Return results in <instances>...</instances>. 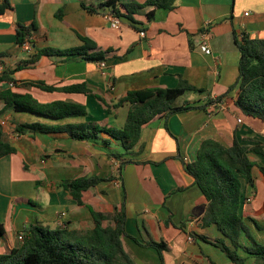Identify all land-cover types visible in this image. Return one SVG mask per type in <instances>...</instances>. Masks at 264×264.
Here are the masks:
<instances>
[{
  "label": "crops",
  "instance_id": "1",
  "mask_svg": "<svg viewBox=\"0 0 264 264\" xmlns=\"http://www.w3.org/2000/svg\"><path fill=\"white\" fill-rule=\"evenodd\" d=\"M104 1L6 0L8 8L0 13L3 70L14 69L35 48L81 46L79 36L89 38L101 50L111 51L104 67L78 56L42 57L34 66L12 76L17 87L0 83V89L28 93L42 103L67 101L87 110L86 117L52 122L11 109L3 111L0 101L3 140L16 150L0 158V223L4 229L0 254L18 248V236L31 224L90 230L94 224L89 208L111 215L124 200L123 244L135 264H231L219 249L198 238L221 235L215 226L200 227L207 202L184 172L183 164L192 163L201 143L208 139L228 147L235 135L248 147L264 144V123L244 116L234 107L236 89L206 111L191 110L166 121L155 118L141 131L135 152L139 147L143 151L137 155L125 153L115 140L105 146L100 141H74L65 133L31 137L15 134L14 127L34 122H96L122 128L130 106L123 104L109 110L107 105L118 103L129 91L174 88L180 79L206 93L184 94L176 106L186 102L201 105L207 95L210 99L222 96L238 77L240 53L234 34L264 38V0H176L173 10H156L150 22L144 15L150 9L136 14L133 18L138 29L122 21L117 29L111 28L105 18L108 10L100 8ZM119 1L125 4L146 0ZM81 4L96 8L97 13L87 12ZM33 21L37 25L29 37L33 51L27 53L16 44L15 30L17 24L29 25ZM203 42L209 45L211 55L201 52ZM28 81H43L57 88L85 83L104 103L84 94L47 93L23 86ZM101 139L107 137L102 135ZM108 153L122 157L116 160ZM249 157L264 166L261 156L249 153ZM126 160L133 163L120 171L121 161ZM252 176L254 185L243 184V188L245 197L252 194L253 199L241 205L240 215L254 238L264 243V177L256 167ZM79 177L111 180L84 192L83 205H78L61 183ZM150 239L166 244L162 260L155 249L145 246Z\"/></svg>",
  "mask_w": 264,
  "mask_h": 264
},
{
  "label": "trees",
  "instance_id": "2",
  "mask_svg": "<svg viewBox=\"0 0 264 264\" xmlns=\"http://www.w3.org/2000/svg\"><path fill=\"white\" fill-rule=\"evenodd\" d=\"M176 0H146L143 3H121L119 0H105L100 8H106L108 13L138 29L134 16L145 12L147 22L155 17L156 10H173ZM81 7L89 13H97L96 8ZM8 8L6 0H2L0 13ZM37 29L36 22L29 25L17 24L16 44L24 51L28 45L31 31ZM81 46L58 49L53 47L35 48L27 59L18 62L14 69H6L0 73V83L5 82L17 87L12 77L28 67L34 66L42 57H73L78 56L88 63H105L110 50H101L86 37L79 36ZM235 44L240 53L238 77L236 82L228 88L222 96L210 99L207 95L201 105L183 103L176 106L175 102L184 94L193 93L203 96L206 92L199 90L182 79L174 88H148L138 91H129L126 96L108 109H117L123 104L130 106L122 128L100 125L96 122L47 124L41 122L15 124L14 132L17 135L65 133L70 139L81 142L100 141L107 146L110 140L117 141L127 154L137 155L143 151L138 146L143 127L155 118L162 117L166 121L173 115L191 110L206 111L208 106H216L228 97L229 93L237 90L233 105L244 116L264 123V38H250L246 33L239 36L234 34ZM32 49V50H31ZM29 51V52H30ZM27 52V53H29ZM25 87H34L43 92L77 93L91 96L98 101L103 100L92 94L85 83L68 87L57 88L49 86L43 81L23 82ZM0 101L4 104L3 111L11 109L15 113H24L37 119L52 122L69 118L86 117L85 106L67 102L52 101L39 102L31 94L18 93L11 88L0 89ZM110 112V111H109ZM166 130L169 132L168 127ZM104 135L107 139H101ZM16 150L3 140L0 126V158L15 153ZM249 153L264 158V144L252 147L241 144L236 136L230 146L208 139L201 143L196 158L192 163L183 164L184 172L193 179V184L205 197L207 206L201 218L200 227L215 226L220 237L206 238L198 236L202 241L219 249L231 264H264V243H259L251 234L245 219L240 215L241 205L245 203V188L253 186L252 169L256 167L264 177V166H260L249 157ZM109 158L121 159L120 154L108 153ZM131 160L121 161L119 170L129 164ZM119 171V172H120ZM111 178L79 177L65 180L61 188L78 204L82 203V194ZM94 227L90 230H72L66 227L50 229L41 224H31L22 231V241L18 248L9 253L0 254V264H135L126 252L123 244L125 233V203L114 208L111 215L95 212L89 208ZM108 223V224H105ZM4 229L0 223V236ZM148 248H153L162 260L166 244L148 240Z\"/></svg>",
  "mask_w": 264,
  "mask_h": 264
},
{
  "label": "built area",
  "instance_id": "3",
  "mask_svg": "<svg viewBox=\"0 0 264 264\" xmlns=\"http://www.w3.org/2000/svg\"><path fill=\"white\" fill-rule=\"evenodd\" d=\"M2 3V0H0V5ZM247 15V14H245ZM105 18L109 24V26L113 29H117L120 25H121V20L117 17H114V16H111V15H105ZM140 36L141 37H144V33L141 32L140 33ZM24 49L29 52L30 51V47L28 45H25L24 46ZM200 50L203 54L205 55H211L212 54V51L209 47V45L207 44V42H203L200 46ZM101 67H104V64L103 63H100L99 64ZM3 66L0 64V73L3 72ZM253 199V195L251 194L250 196L246 197L245 198V204H248L252 201ZM18 240L19 241H22V234L18 236ZM189 241H191V238H188Z\"/></svg>",
  "mask_w": 264,
  "mask_h": 264
},
{
  "label": "rangeland",
  "instance_id": "4",
  "mask_svg": "<svg viewBox=\"0 0 264 264\" xmlns=\"http://www.w3.org/2000/svg\"><path fill=\"white\" fill-rule=\"evenodd\" d=\"M222 254V253H221Z\"/></svg>",
  "mask_w": 264,
  "mask_h": 264
}]
</instances>
